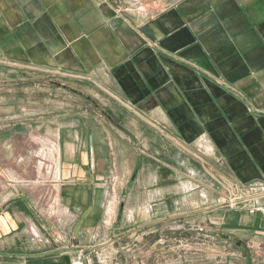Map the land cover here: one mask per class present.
<instances>
[{
    "label": "crops",
    "instance_id": "obj_1",
    "mask_svg": "<svg viewBox=\"0 0 264 264\" xmlns=\"http://www.w3.org/2000/svg\"><path fill=\"white\" fill-rule=\"evenodd\" d=\"M0 59L83 101L58 136L68 218L3 183L0 264H140L112 245L176 219L264 240V0H0Z\"/></svg>",
    "mask_w": 264,
    "mask_h": 264
},
{
    "label": "rangeland",
    "instance_id": "obj_2",
    "mask_svg": "<svg viewBox=\"0 0 264 264\" xmlns=\"http://www.w3.org/2000/svg\"><path fill=\"white\" fill-rule=\"evenodd\" d=\"M36 68L0 59V195L3 183L13 184L17 193L33 195L34 206L39 212H50L54 219H67L59 203L58 136L61 125L65 122L67 125V115L78 113L76 108L69 112V107L83 104V101L67 89L50 83H64L58 74ZM71 122L76 124L77 119ZM260 194L250 190L237 193L242 195L243 201ZM69 223L70 231L73 224ZM185 224V220L176 219L149 225L143 229L147 234L144 238H122L112 247L138 250L135 261L140 264H262L264 261V240L253 242L240 236L226 240L206 232L213 228L210 225H199L203 229L197 230L181 227ZM118 225V229L116 224L109 223L87 225L86 246L113 242V239L94 242L89 238L98 226L103 234L112 230L118 233L132 230L123 222ZM254 243L261 244V250L254 248Z\"/></svg>",
    "mask_w": 264,
    "mask_h": 264
},
{
    "label": "built area",
    "instance_id": "obj_3",
    "mask_svg": "<svg viewBox=\"0 0 264 264\" xmlns=\"http://www.w3.org/2000/svg\"><path fill=\"white\" fill-rule=\"evenodd\" d=\"M244 199L242 197V195H234L232 196L230 199L225 201V204L229 205V206H235L237 204H239L240 202H242ZM256 212H262V214L264 215V208L262 207H254L253 209H251L250 213L251 214H255Z\"/></svg>",
    "mask_w": 264,
    "mask_h": 264
},
{
    "label": "water",
    "instance_id": "obj_4",
    "mask_svg": "<svg viewBox=\"0 0 264 264\" xmlns=\"http://www.w3.org/2000/svg\"><path fill=\"white\" fill-rule=\"evenodd\" d=\"M52 85H55V86H58V87H63L61 84L59 83H55V82H51ZM217 235L223 237L224 239L226 240H230L231 239V236L229 235H226V234H222V233H217Z\"/></svg>",
    "mask_w": 264,
    "mask_h": 264
},
{
    "label": "bare ground",
    "instance_id": "obj_5",
    "mask_svg": "<svg viewBox=\"0 0 264 264\" xmlns=\"http://www.w3.org/2000/svg\"><path fill=\"white\" fill-rule=\"evenodd\" d=\"M59 158V157H58Z\"/></svg>",
    "mask_w": 264,
    "mask_h": 264
}]
</instances>
